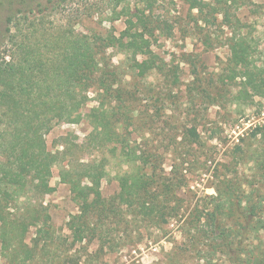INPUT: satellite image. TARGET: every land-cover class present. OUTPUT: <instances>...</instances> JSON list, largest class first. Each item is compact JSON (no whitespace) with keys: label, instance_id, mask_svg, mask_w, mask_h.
Masks as SVG:
<instances>
[{"label":"rangeland","instance_id":"obj_1","mask_svg":"<svg viewBox=\"0 0 264 264\" xmlns=\"http://www.w3.org/2000/svg\"><path fill=\"white\" fill-rule=\"evenodd\" d=\"M37 1L42 7L47 3ZM245 1L241 5L207 0L209 7L201 15L183 0H53L42 11L35 10L40 7L35 0H0L1 58L10 53L12 39L28 33L24 29H34L30 38L43 41V28L35 34V22L81 34L105 36L111 30L119 36L136 11H144L154 21L153 35L147 37L157 67L140 76L130 67L132 56L109 47L105 54L109 69L116 71L115 85L108 91L91 86L80 119L58 121L46 134L50 151H71L53 167L55 190L30 199L43 202L51 216L58 245L55 257L48 259L51 263L71 264L79 259L80 264H232L225 254L213 250L205 234L207 222L198 216L203 209L214 208L216 201L210 196L217 194L225 179L240 182L242 190L254 189L264 207V135L254 136V129L264 127V0ZM28 3L32 9L26 7ZM13 13L15 19L8 22ZM237 38L249 52L241 65L232 59ZM146 57L140 54L137 59ZM101 105L119 119L115 120L119 141L99 144L89 139L93 125L88 115L93 116ZM3 129L6 124L0 123ZM132 149H137V155L152 154L153 168L147 165V171L182 185L176 190L177 214L162 226L129 214L114 233L115 242L104 249L97 239L73 244L67 221L78 206L69 185L61 180L62 166L69 160L75 164L101 161L106 170L101 189L110 197L119 191L118 176L135 171L141 163L131 155ZM15 205L20 210L8 208L14 220L30 218L33 210L23 208L28 199L21 197ZM35 229L32 226L25 237L29 245ZM13 257L0 244V264L50 263L39 257L27 261Z\"/></svg>","mask_w":264,"mask_h":264},{"label":"trees","instance_id":"obj_2","mask_svg":"<svg viewBox=\"0 0 264 264\" xmlns=\"http://www.w3.org/2000/svg\"><path fill=\"white\" fill-rule=\"evenodd\" d=\"M183 1L201 15L209 7L207 0ZM226 1L246 3L245 0ZM26 5L32 9L30 3ZM35 6H40L35 7L39 11L45 8L37 0ZM14 19L13 13L7 20ZM153 22L144 11H136L126 19V28L119 36L111 30L105 36L97 32L81 34L71 28L35 22V34L37 28H43L42 42L31 39L34 29L27 28L24 30L28 33L20 40L12 39L10 53L5 54L9 59L0 56V123L6 124V129L0 130V244L15 260L36 257L48 260L50 255L57 254L48 207L30 199L44 197L55 190L51 185L53 167L63 161L61 155L71 151H50L46 134L58 121L80 119L91 86L108 91L115 85L116 71L109 69L105 54L109 47H117L132 56L130 67L140 76L157 67L150 48L152 41L147 37L153 35L154 29L150 27ZM16 28L19 32L23 30ZM231 48L233 63L244 64L249 52L241 38ZM140 54L147 57L138 61ZM110 110L101 105L94 109L93 116L88 115L93 125L91 141H100L99 144L119 141L115 127V120L119 119ZM191 132L197 136L195 129ZM259 134L264 135L263 126L254 129V136ZM136 152L137 149H132L131 155L141 159V163L135 171L118 176L119 191L110 197L102 193L106 170L101 161L93 159L75 164L69 160L62 166L61 180L69 185L78 206V212L67 221L73 244L97 239L104 249L105 244L112 246L115 242L113 235L128 221L129 214L141 216L156 226L166 224L177 214L176 190L182 185L171 183L168 177L155 171H147V165L153 168L152 154L143 151L137 155ZM254 192V189L242 190L240 182L225 179L218 185L217 194L210 196L216 201L214 208L203 209L198 216L207 222L205 234L213 250L225 254L232 264H264V207ZM21 197L28 199V205L23 207L25 212L30 209L33 212L29 219L14 220L8 208L15 206L20 210L15 204ZM32 226L36 228L35 238L29 245L25 237ZM70 262L80 264L79 259Z\"/></svg>","mask_w":264,"mask_h":264}]
</instances>
